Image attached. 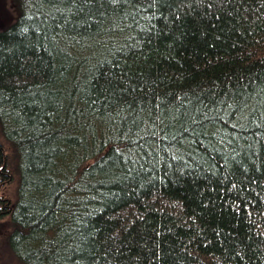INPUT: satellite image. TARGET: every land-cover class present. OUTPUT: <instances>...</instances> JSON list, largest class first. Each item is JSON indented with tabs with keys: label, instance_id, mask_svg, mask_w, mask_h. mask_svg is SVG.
I'll return each mask as SVG.
<instances>
[{
	"label": "trees",
	"instance_id": "obj_1",
	"mask_svg": "<svg viewBox=\"0 0 264 264\" xmlns=\"http://www.w3.org/2000/svg\"><path fill=\"white\" fill-rule=\"evenodd\" d=\"M15 4L0 31L11 261L264 264V0Z\"/></svg>",
	"mask_w": 264,
	"mask_h": 264
},
{
	"label": "rangeland",
	"instance_id": "obj_2",
	"mask_svg": "<svg viewBox=\"0 0 264 264\" xmlns=\"http://www.w3.org/2000/svg\"><path fill=\"white\" fill-rule=\"evenodd\" d=\"M17 18L15 0H0V31L8 29ZM8 224L7 220L0 221V264H14L4 251V237L9 232Z\"/></svg>",
	"mask_w": 264,
	"mask_h": 264
}]
</instances>
